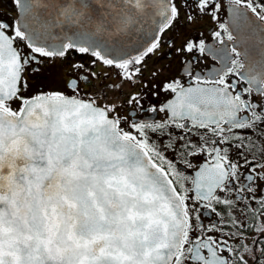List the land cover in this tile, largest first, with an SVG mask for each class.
I'll use <instances>...</instances> for the list:
<instances>
[{
    "label": "snow or ice",
    "instance_id": "1",
    "mask_svg": "<svg viewBox=\"0 0 264 264\" xmlns=\"http://www.w3.org/2000/svg\"><path fill=\"white\" fill-rule=\"evenodd\" d=\"M14 2L18 18L0 20V264H264V198L224 226L205 228L196 207L234 209L247 197L222 194L264 180V163L237 162L249 134L264 158V0ZM72 53L114 79L97 87L89 69L91 94L73 79L72 94L25 95L32 65L83 69ZM176 128L198 145L164 143ZM165 151L210 159L189 177Z\"/></svg>",
    "mask_w": 264,
    "mask_h": 264
},
{
    "label": "flooded vegetation",
    "instance_id": "2",
    "mask_svg": "<svg viewBox=\"0 0 264 264\" xmlns=\"http://www.w3.org/2000/svg\"><path fill=\"white\" fill-rule=\"evenodd\" d=\"M18 8L15 5L14 0H0V20L7 22L8 24H12L15 19L18 18ZM224 19H227V17H224ZM204 34L207 36L208 34V28L205 25L204 27ZM171 33L168 34L169 38H171ZM209 44L212 43V41L209 39L207 41ZM170 49H168L166 46L161 48L160 51V58L163 59V68H169L171 67L173 69L174 73H178L180 71L179 67V60L177 57H168L167 59H164V57L167 56ZM249 51L251 55H257L258 52L256 49L251 48L249 46ZM71 64H83V69H80L78 72L77 70L73 69L69 65V61L65 59L64 61L61 60H45L40 65H32L28 72H26V79L29 83L30 90L25 93V95H35L39 92H50V91H64L67 94H72L70 89L66 87L68 82H70L73 79H80V82L82 84V91L81 96H85L86 94H91L94 89L90 88L87 84H84L82 80L83 75L88 74V70L91 69V71L97 73L98 79L94 81V83L97 85V87H102L105 83H110L112 79H114V76L111 72H109V69L103 65L100 64H93L91 62V58L80 55L77 53H72L71 57ZM156 58H153V63H155ZM218 67L219 65L216 64V62L211 61V58H209V61L206 64V67L202 69V71L207 72L209 68L211 67ZM39 68L38 71H36V68ZM197 71H201L199 67L196 69ZM107 74V75H106ZM168 73L165 72V76H167ZM111 96L109 97V100H111ZM170 96H167V94H161L159 98H156L154 102L163 104L167 99H170ZM149 99H152L149 97ZM103 102V101H101ZM124 114H127V108L123 110ZM163 116V114H161ZM161 117H157V119H160ZM180 134H184L188 136L192 143L197 144L199 143V134H192V133H185L183 130L176 128L172 130V136L171 137H165L164 143L177 142V137ZM256 135L249 134L247 135L245 139V143L248 144V147H245L243 149L244 156L239 157L237 156L236 150L231 149V155L237 156V162L243 164V161L245 158H247L250 163L248 165V170L251 169L252 165L254 163H264V158L261 157L259 152H254L251 150L250 144L256 143L259 144L260 141L257 139ZM221 147H224V145H221ZM161 148L163 149V144H161ZM164 155L168 158L172 159L174 162H176V167L184 173V175L189 177H194L196 172L200 169V167L203 166V164L207 161V159H210V157H206L204 155H180V154H173L171 151H165ZM185 162H190L191 167H188ZM258 172L264 173V169H257ZM247 174V172H245ZM247 182L244 180H241L240 187L245 186ZM190 186V185H189ZM252 188L254 189L251 193H238L235 190L230 193L222 194L226 198L232 199L236 196H245L247 199L244 200L243 204L237 202L236 207L234 209H225L223 205H213L217 208V212L220 213V215H217V212H212L211 206L210 207H204L202 205H197V211L200 215V220L205 226V228L211 227L213 225L219 224L220 226H224L225 222L228 220V214L230 213L233 219H237L239 221L244 222V218L241 215V209L245 205H250L252 208L259 209V203L260 199L264 198V180L259 179L258 177L255 179V181L252 183ZM252 197H255V199H251ZM206 203V202H205ZM247 223L251 224V219L246 221ZM224 230L227 231H235V227H225ZM247 231V230H245ZM216 235L219 237V233H216ZM253 237H249L251 239Z\"/></svg>",
    "mask_w": 264,
    "mask_h": 264
},
{
    "label": "water",
    "instance_id": "3",
    "mask_svg": "<svg viewBox=\"0 0 264 264\" xmlns=\"http://www.w3.org/2000/svg\"><path fill=\"white\" fill-rule=\"evenodd\" d=\"M99 2H100V0H96L97 7H98V5H99Z\"/></svg>",
    "mask_w": 264,
    "mask_h": 264
}]
</instances>
